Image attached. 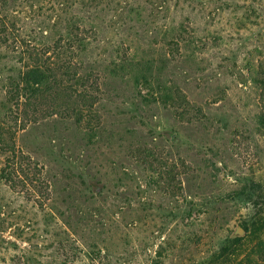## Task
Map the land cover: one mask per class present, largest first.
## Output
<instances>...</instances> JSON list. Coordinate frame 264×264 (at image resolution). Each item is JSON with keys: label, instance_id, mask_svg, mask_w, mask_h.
Listing matches in <instances>:
<instances>
[{"label": "rangeland", "instance_id": "1", "mask_svg": "<svg viewBox=\"0 0 264 264\" xmlns=\"http://www.w3.org/2000/svg\"><path fill=\"white\" fill-rule=\"evenodd\" d=\"M3 20L0 121L27 47L75 38L70 55L99 89L82 123L49 100L12 123L41 184L9 186L0 155V264L257 257L264 0H0ZM242 238L250 245L233 255Z\"/></svg>", "mask_w": 264, "mask_h": 264}, {"label": "trees", "instance_id": "2", "mask_svg": "<svg viewBox=\"0 0 264 264\" xmlns=\"http://www.w3.org/2000/svg\"><path fill=\"white\" fill-rule=\"evenodd\" d=\"M5 29L6 22L3 20L0 23L1 45L8 44ZM74 39L73 37L65 40L60 38L53 49L50 47L53 52L47 49L44 54H39V52H31L29 47L20 52L27 63L19 80L12 82L9 87L6 101L8 114L0 121V155L4 158L1 179L14 189L25 186L36 191L37 188L33 185L41 184V173L31 158L17 147V131L12 123L19 122L24 114L36 113L43 100L50 101L52 110L54 103L62 101L63 105H58L54 113L57 112L56 115L60 114L68 118L74 117L79 123H82L86 115L93 110L96 99L93 92L99 89L98 83L90 76L82 75L76 63V57L72 58L70 55L75 54ZM64 45L68 47L62 51ZM261 85L264 99V78ZM91 126L90 124L89 127L92 130ZM261 126L264 130V115ZM244 228L247 237L257 232V229L252 231L250 227ZM250 243L247 241L245 244L244 238L233 241V247L236 248L233 255L239 256V253ZM255 248L257 257L255 259L249 257L248 263L264 264V244L260 243ZM224 250L227 251V249ZM228 256L232 255H221L214 264H233L227 259Z\"/></svg>", "mask_w": 264, "mask_h": 264}]
</instances>
